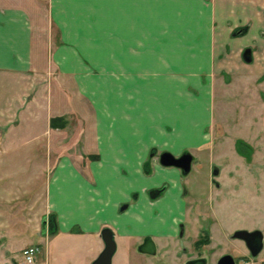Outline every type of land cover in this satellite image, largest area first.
Here are the masks:
<instances>
[{
  "label": "crops",
  "instance_id": "obj_1",
  "mask_svg": "<svg viewBox=\"0 0 264 264\" xmlns=\"http://www.w3.org/2000/svg\"><path fill=\"white\" fill-rule=\"evenodd\" d=\"M236 28H241L240 32L234 33ZM247 47L253 62L248 63L241 56ZM256 52L262 53L261 63ZM250 63L256 64L254 70L249 71ZM222 72L242 77H256L264 72V0H0V79L13 88L7 98L1 95L4 103L0 106V126L10 120L6 129L14 128L4 134L39 140L44 138L45 129H53L51 117L62 113L58 108L60 103L52 100L56 96L51 92L54 75L70 87L71 78L75 94L76 86L79 85V92L83 90L82 76H165L155 85L148 86L137 79L128 89L118 85L123 91H133L138 101L131 102L125 96L123 116L116 119L112 112L114 99L108 100L112 107L106 106L107 116H101V129L97 133L105 141L102 144L105 147L101 145L94 150L98 156L86 161L80 153L77 163L71 159L72 154L65 153L50 169L45 198L48 215H55L56 229L46 230L36 240L43 244L44 264H89L103 247L100 229L104 225L114 229L120 252L118 260H126L125 253L147 233L134 228H141V221L147 218L154 220L151 227H158L159 221L163 224L170 220V231L153 232L156 244L161 247L180 244L172 230L173 221L181 219L182 210L178 207L177 213H172L158 201L184 202V187L191 193L186 201L189 200L193 209L187 208L185 214L189 217H185L194 232L193 238H198L199 224H206L209 229V242L201 244L200 249L209 246L212 236L258 227L256 222L264 214L258 212V204L252 197L256 193L246 190L247 197L255 199L254 206L245 212L240 207L234 213L240 217L250 212V224H235L232 229H226L220 214L225 202L220 192L224 180L218 179L214 184L207 177L210 162L226 158L230 153L214 150L209 134L204 131L194 133L193 138L199 140L196 143L199 148L195 150L208 158H200L201 164L199 159H193L191 169H194L187 176H182L177 167L164 166L158 160L150 161L149 173L143 169L151 145L164 143L167 132L162 128L155 132L156 125L163 126V123L149 122L138 110L147 106L142 93L174 94L168 100L171 123L178 130L181 129L176 122L181 117L179 107L188 106L192 101H202L201 105L206 102L207 118L200 121L205 124L212 118L213 97L208 87L200 90L199 87L205 86V77ZM91 89L99 87L95 85ZM107 89L114 93L115 85H108ZM177 90L183 91L181 102ZM111 97L114 98V94ZM190 116L187 114L185 118ZM148 123L154 124L150 130ZM177 128L173 129L172 136L179 138L181 132ZM183 138L186 139L185 134ZM165 150L173 154L177 151L175 155L183 152L176 147ZM200 171L206 174L203 179ZM195 172L199 174L194 176ZM245 181H248L243 183L245 185L236 187H254V182ZM163 182L166 191L162 198L150 200L148 188ZM124 201L129 202V206L121 211L119 205ZM48 226L51 223H47ZM238 239L241 242L237 241L233 247L243 244L241 250H248L243 239ZM193 253L198 255L197 246ZM224 253L236 256L235 250L226 251L217 259ZM36 260L32 264H36Z\"/></svg>",
  "mask_w": 264,
  "mask_h": 264
},
{
  "label": "rangeland",
  "instance_id": "obj_2",
  "mask_svg": "<svg viewBox=\"0 0 264 264\" xmlns=\"http://www.w3.org/2000/svg\"><path fill=\"white\" fill-rule=\"evenodd\" d=\"M247 48L250 58L244 61L249 63L252 60L250 48ZM256 54L258 58L261 57L259 60L261 63L262 53L256 52ZM255 58L257 60V56ZM259 61L257 60L256 64ZM256 64L250 63L249 71L254 70ZM164 77L151 74L114 77L82 76L81 88L83 90L79 92L78 85L75 94L74 82L71 78L72 85L70 87L68 83L62 84V80L54 75L52 76L51 92L56 96L52 100L57 101V104L60 103L58 108L62 113L51 117L55 124L54 126L50 124L53 129H45L43 139L27 140L20 136H13V134L11 136L8 132L4 134L5 131L14 130V128L6 129L10 120L4 126H0V264H25L21 256V249L28 244H38L36 264H44L46 257L44 258L43 244L36 240L40 235L45 234L46 230L50 231L51 226L46 227L47 223H50L51 220L55 222V215H48L45 198V184L50 169L60 162L65 153L72 154L71 159L77 163L81 157L80 153L86 161L98 156L94 150L105 142L97 134L101 129V116H107V105L112 107L110 103L108 104V100L113 101L114 99L112 112L116 119L123 116L125 96V99H129L131 102L138 101L137 95L133 91H123V89H119L118 85H125V88L128 89V86L137 83L136 79L145 82L148 86L155 85L161 83V79ZM175 78L185 79L181 76ZM113 84L115 85L114 93L107 89L108 85ZM95 85L99 89L92 91L91 88ZM204 85V87H199V90L208 87L213 97L212 118L208 119L205 124L200 123L206 117L207 103L204 102L205 105H201L202 101H192L188 106L179 107L181 117L176 119L177 126L181 127L179 130L171 123L172 114L170 115L171 107L168 99L174 94L171 96L170 92H162L160 95L155 92L144 91V94L142 93V99L146 100L147 106L138 108V110L142 111L149 122L161 121L163 123V126L156 125L155 132L160 131V128L164 129L165 133L167 132L164 134V141L166 140L164 143L151 145L147 156L148 160L145 163L149 164L152 160L159 162L158 157L161 151L176 147L178 150L189 152L194 161L199 159L201 164L203 161L200 158L204 160L203 158L207 159L208 157L205 153L203 155L201 151L195 150V148H199L196 145L199 140L198 137L193 138V135L198 131L209 134V143L214 150L221 149L230 153L226 158H215L216 163L210 162L212 169L220 171V176H214L213 172H209L207 177L224 180L225 185L222 186L220 192L225 196V202L220 208V214L226 229L230 230L235 224H250L248 221L250 212H246L244 216L240 217L234 212L240 207H243V212L248 211L251 209L250 207L254 206L255 199L258 204V212L264 214V72L256 77L252 75L235 76L228 72L226 74L222 72V74L212 77H205ZM11 90H13L11 84L5 85L0 79V106L4 103L1 95L7 98L12 92ZM63 90L66 92L64 93ZM177 91L178 101L181 102L183 91ZM112 94H114V98L111 97ZM110 110L112 108H109ZM187 114H191L189 119L185 118ZM182 117H184L183 122ZM192 122H198V125L193 127ZM147 125L150 130L154 124L148 123ZM176 128L178 132H181L179 138L172 136V133H175L173 129ZM146 131L150 132L148 129ZM184 134L186 139H182ZM147 144L149 145V143ZM202 147L201 145L200 149ZM193 169L190 170V173ZM200 172V178L203 179L206 174L203 171ZM181 174L185 173L181 172ZM245 180L254 182V187L246 189L236 187V185H245L243 183L248 182ZM234 190L237 191L236 194H234ZM246 190L256 193L252 196L255 199H249L245 193ZM256 224L258 226L256 229L263 233L261 236L264 239V216L260 217ZM232 231H228L227 234L220 232V236H212L209 246L203 248V254L208 257L207 264H216L217 256L220 253L226 251L231 253L233 250L236 254L235 264H242V258L239 255L248 251L241 250L244 248L243 244L233 247V244H238L241 241L238 238H233V235L231 236ZM261 257H263V261L260 260ZM253 260L257 264H264V251L256 254Z\"/></svg>",
  "mask_w": 264,
  "mask_h": 264
},
{
  "label": "flooded vegetation",
  "instance_id": "obj_3",
  "mask_svg": "<svg viewBox=\"0 0 264 264\" xmlns=\"http://www.w3.org/2000/svg\"><path fill=\"white\" fill-rule=\"evenodd\" d=\"M185 152V151H183ZM181 154V153H180ZM179 154V155H180ZM178 156V155H177ZM193 157L191 158V163H190V168L188 171H183L180 167L175 166L179 169L180 173H185L182 174V176H187L190 174L191 170V165H192V160ZM161 164V163H160ZM163 165V164H162ZM167 166V165H164ZM168 166H174V165H168ZM144 172L149 173L150 172V166L149 164H145L143 166ZM213 172L212 174L214 176L218 175L217 170L214 168H211V171ZM199 174V173H198ZM197 173H194V176L198 175ZM193 176V175H192ZM201 176V173H200ZM209 180L217 184L218 180L214 179L210 176ZM185 188V189H184ZM184 191L186 192V198L184 202L178 204L176 202H164L161 201L160 198H162V194L166 191V183L163 182L160 185L152 186L148 188L147 193L150 198V200H160L158 203H160V206L162 207H167L165 209L168 210L170 208L172 210V213H177L178 207L182 210V217L179 220L173 221L174 223V228L172 231H174V237L175 239L180 242V244H168L165 247H161L160 245L156 244V242L153 240V232L155 231H160V232H167L170 231V220L168 221H159L158 227H151L152 224H154V220L151 218L143 219L141 221L142 226L141 228L135 227L134 229L137 231H147V233H144L140 240L135 243L132 247V249H129L125 253V259L123 261L118 260V246L116 243V248L114 253L112 254L110 264H195L192 259H198V258H203L204 259V264H207V259L205 256H203V249L201 248V244L204 245L209 242V237H208V232L209 229L206 224H199L197 227V236L198 238L195 240L193 238V231L191 228V225L189 223L188 218L185 217V210L188 208L190 211H192L193 205L188 201H186L188 198L191 197V193L187 187H184ZM129 202L124 201L119 205V208L121 211H124L128 208ZM189 213V212H188ZM189 217V214L187 215ZM133 222V221H132ZM163 225V226H161ZM108 226L112 229L114 240H115V232L114 229L109 226V225H104ZM102 226V227H104ZM101 227V228H102ZM101 231V229H100ZM235 231V230H234ZM233 231V233H234ZM101 236V235H100ZM103 241V240H102ZM116 242V240H115ZM197 246L198 249V255H194V250ZM103 247H104V242H103ZM102 247V248H103ZM102 248L98 251V253L95 255V257L99 254V252L102 250ZM263 250V243H261L260 249L254 254L251 255L249 250H247L249 254H240L239 257L243 258L245 256H251L252 259H254L255 255L260 254ZM93 257V259L95 258ZM138 258V260H135L134 258ZM90 261L89 264H91L92 260ZM235 259V257H234ZM261 261L263 258L260 259ZM254 264H257L255 260H253ZM261 264V263H258Z\"/></svg>",
  "mask_w": 264,
  "mask_h": 264
},
{
  "label": "water",
  "instance_id": "obj_4",
  "mask_svg": "<svg viewBox=\"0 0 264 264\" xmlns=\"http://www.w3.org/2000/svg\"><path fill=\"white\" fill-rule=\"evenodd\" d=\"M247 53L248 48H244L241 53L244 60H249L250 58ZM158 158L159 162L163 165H174L180 167L183 171H188L192 155L185 151L176 156L170 151L164 150L159 153ZM100 235L104 242V247L92 260L91 264H110L112 254L116 248V242L114 240L112 229L108 226H104L101 228ZM233 236L243 239L251 255H254L261 247V234L257 229L250 231L245 229H235ZM192 261H194L195 264H204L203 258L192 259ZM217 264H235V259L231 254L224 253L218 257Z\"/></svg>",
  "mask_w": 264,
  "mask_h": 264
},
{
  "label": "built area",
  "instance_id": "obj_5",
  "mask_svg": "<svg viewBox=\"0 0 264 264\" xmlns=\"http://www.w3.org/2000/svg\"><path fill=\"white\" fill-rule=\"evenodd\" d=\"M38 252V244H28L21 249V256L25 264H32ZM242 264H254L251 256L242 258Z\"/></svg>",
  "mask_w": 264,
  "mask_h": 264
},
{
  "label": "trees",
  "instance_id": "obj_6",
  "mask_svg": "<svg viewBox=\"0 0 264 264\" xmlns=\"http://www.w3.org/2000/svg\"><path fill=\"white\" fill-rule=\"evenodd\" d=\"M240 30H241V28H236L235 30H234V33H237V32H240ZM50 124L52 125V126H54V124H55V122H53V120H52V118L50 119ZM52 219V218H51ZM51 228H50V232H53V231H55V222H53V220H51Z\"/></svg>",
  "mask_w": 264,
  "mask_h": 264
}]
</instances>
